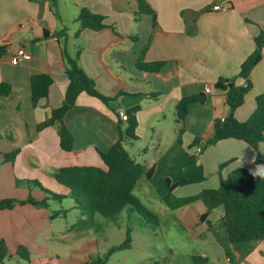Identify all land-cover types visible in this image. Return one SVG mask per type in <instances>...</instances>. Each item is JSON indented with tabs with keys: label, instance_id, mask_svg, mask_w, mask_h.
Wrapping results in <instances>:
<instances>
[{
	"label": "crops",
	"instance_id": "0c3cea01",
	"mask_svg": "<svg viewBox=\"0 0 264 264\" xmlns=\"http://www.w3.org/2000/svg\"><path fill=\"white\" fill-rule=\"evenodd\" d=\"M147 2L157 14L155 31L150 15H143L135 22L137 0H60V19L51 12L48 0H0V45L10 46L9 54L0 60V85L11 86V93L0 97V199L43 201L51 198L48 192L71 198L70 190L53 174L66 167L106 169L98 151L108 152L119 140L117 113L137 106L141 107L137 114L139 140L126 142V148L150 172L151 178L144 176L136 189L142 183L145 191H152L160 198L166 196L170 192L169 182L174 185L196 169L197 164L188 163L192 156H197L207 180L174 188L172 194L177 198L218 188L220 166L231 160L234 162L221 172L222 177L237 168L257 171L264 166V162H256L258 153L253 148L234 139L221 141L202 154L198 153V147L192 146L196 139L207 140L213 136L216 117L224 120L231 113L215 83L220 78H228L236 79L239 86L246 84L239 75L240 69L255 51V37L264 28V0ZM214 5H221L223 10L213 11ZM83 7L105 16L108 28L97 32L84 30L76 39L79 24L76 23L78 28L73 33L70 24L75 23L78 8ZM209 7L211 10L206 11ZM45 27L51 35L42 39ZM65 27L71 54L82 48L80 65L94 80L97 90L111 98L122 92L111 107L86 93L78 97L76 107L64 118L75 140L71 152L62 150L56 126L38 129L53 110L62 106L68 88L60 43L53 36ZM134 36L136 41L130 38ZM150 39L146 62L167 63L158 74L141 72L135 64ZM18 49L30 54L31 59L14 65L12 57ZM39 74L51 76L53 84L48 97L34 106L31 80ZM250 81L253 87L235 114L240 122L250 118L256 109V98L264 93V58L252 71ZM207 86L213 88V93L208 95L205 104L190 106L179 143L176 106L184 97L205 93ZM121 127L126 128L124 122ZM17 151L14 161H6L7 155ZM259 152L264 154V143L260 144ZM176 212L179 223L201 229L204 237L210 234L226 254L227 264H264V240L234 244L228 238L227 229L219 239V226L211 221L214 211L201 221L208 213L202 202ZM56 213L49 202L48 207L28 204L0 211V241L6 243L11 256L7 260L25 263L17 255L18 249L24 247L31 254L32 264H88L92 257L87 245L73 244L67 249V256L62 253L66 251L63 242L72 235L59 222L68 215ZM119 230L123 236L122 229ZM112 247L109 243L99 252L107 253ZM124 251L127 250L111 255L107 264L112 259L123 264L127 257L121 261L117 255ZM7 260L0 264H6Z\"/></svg>",
	"mask_w": 264,
	"mask_h": 264
},
{
	"label": "trees",
	"instance_id": "16d2710c",
	"mask_svg": "<svg viewBox=\"0 0 264 264\" xmlns=\"http://www.w3.org/2000/svg\"><path fill=\"white\" fill-rule=\"evenodd\" d=\"M39 2V0H31ZM51 12L60 19L59 2L60 0H48ZM138 10L134 12V20L138 23L143 15H150L153 21L154 31L158 27L157 14L149 5L147 0H137ZM78 16L74 20L79 24L75 33V38L79 39L84 30L102 31L108 28L106 17L95 14L88 8H78ZM211 10L210 7L206 11ZM42 14L40 15V19ZM115 32V28H113ZM51 35L50 31L44 28V38ZM61 47L62 59L65 65V72L69 81L68 88L60 108L52 111L51 116L38 129L56 126L60 137V146L63 151L71 152L74 149V136L72 130L65 124L66 114L76 107L78 97L86 93L97 98L106 106L111 107L117 101L122 92L116 97H107L101 94L94 80L87 75L80 65L82 48L78 47L75 54H71L69 48V36L67 27L53 33ZM136 41V36L130 37ZM151 39L141 51L136 59V67L141 72L158 74L166 65V62L148 63L145 60L149 50ZM255 51L244 61L240 69V77L246 81V85L239 86L236 79L220 78L215 83V89L223 93L225 104L231 110L228 118L221 120L214 119V134L210 139H196L192 146L200 148V154L204 153L209 147L217 145L221 141L234 139L241 141L253 148L257 153L256 162H264V154L259 152L260 144L264 143V93L256 98V109L250 118L245 122H240L235 114L246 100V95L252 89L250 77L252 71L264 58V28L255 37ZM10 46L6 43L0 45V60L9 54ZM53 84L51 76L39 74L32 77L31 92L32 102L37 106L42 99L49 95L50 87ZM11 93V86L8 84L0 85V97L8 96ZM208 100L206 93L184 97L176 106L177 121L180 125L178 130V142L181 143V136L184 132V121L189 114L190 106L193 104H205ZM141 107L137 106L125 111L128 115L125 129H122L123 121L117 113L120 124V138L106 153L98 151L104 162L106 169L93 166L66 167L57 170L53 175L55 179L70 190V197L75 202V209L86 213L89 217L88 226L95 225L96 215H100L108 220L117 222L120 214L131 210L138 213L148 225L159 226L161 219L158 215L150 211L134 194L136 186L140 180L146 176L151 178L144 166L137 163L126 148V142L138 141L136 133L138 128L137 114ZM7 155L6 161L12 162L16 155ZM231 160L220 166V184L215 189H205L200 194L191 197L177 198L172 191L176 187H184L205 182L207 177L202 164H198L197 156L189 158V164H197L196 169L185 179L172 185L169 182L170 192L162 197L163 202L173 211L202 202L207 212L223 208L224 214L221 221L227 229L228 238L231 243H243L254 240H264V178L253 175L255 170L237 168L231 171L226 177L221 176V172L230 166ZM39 185L38 183H35ZM50 199L61 202L64 196L49 193ZM47 198L37 201L29 198L25 201L17 199H0V211L12 210L17 206L32 205L35 207H48ZM65 213L57 212L56 215ZM55 214H52L54 217ZM210 224V221H207ZM213 227V225L211 226ZM132 247L131 230L128 229L126 240L112 247L103 257L91 259L88 264H107L111 255L117 251L130 250ZM18 258L25 264H32L30 252L20 247L17 252ZM11 259L9 250L4 241H0V261L4 262ZM194 263H206V259L194 258Z\"/></svg>",
	"mask_w": 264,
	"mask_h": 264
},
{
	"label": "rangeland",
	"instance_id": "374dc122",
	"mask_svg": "<svg viewBox=\"0 0 264 264\" xmlns=\"http://www.w3.org/2000/svg\"><path fill=\"white\" fill-rule=\"evenodd\" d=\"M70 27L73 33L78 24L72 23ZM144 188L145 185L140 183L135 190V196L140 197L145 206L160 217L159 226L148 225L138 213L131 210L122 212L117 222L96 215L95 225L88 226L89 217L82 216V213L75 209L72 198L62 199L61 202L49 200L51 209L57 212L65 210L68 215L66 220L59 221L65 224L68 233L72 235L71 239L63 242L66 251L62 253L67 256V249L73 244L76 247L87 245L93 259L103 257L106 253L100 254L101 248L109 243L113 246L119 245L125 240L127 229H130L132 248L117 255L121 261L127 257L123 264H204L194 263V258L206 259L205 264H227L226 254L210 234L204 237L201 229L188 228L179 223L178 213L172 211L160 196L154 195L152 191H145ZM223 214V208H219L211 215L212 223L219 226V239L221 232H226V227L221 221ZM119 229H122L123 236L119 235ZM18 262L7 260L6 264ZM110 264L117 263L112 259Z\"/></svg>",
	"mask_w": 264,
	"mask_h": 264
},
{
	"label": "built area",
	"instance_id": "2783aa9c",
	"mask_svg": "<svg viewBox=\"0 0 264 264\" xmlns=\"http://www.w3.org/2000/svg\"><path fill=\"white\" fill-rule=\"evenodd\" d=\"M212 10L213 11H220V10H223V7L221 6V5H214L213 7H212ZM31 59V55L30 54H28L27 52H25L23 49H18V50H16L15 52H14V55H13V57H12V63L14 64V65H17V64H19L22 60H30ZM246 85V84H245ZM205 93L207 94V95H210V94H212L213 93V88L212 87H210V86H207L206 88H205ZM119 116H120V118H121V120L123 121V122H127V120H128V115H127V113L125 112V111H122V110H120L119 111ZM201 151H200V148H198V153H200Z\"/></svg>",
	"mask_w": 264,
	"mask_h": 264
},
{
	"label": "clouds",
	"instance_id": "9594fccd",
	"mask_svg": "<svg viewBox=\"0 0 264 264\" xmlns=\"http://www.w3.org/2000/svg\"><path fill=\"white\" fill-rule=\"evenodd\" d=\"M254 176L259 175L260 177L264 178V166L259 167V169L252 173Z\"/></svg>",
	"mask_w": 264,
	"mask_h": 264
},
{
	"label": "water",
	"instance_id": "95a60500",
	"mask_svg": "<svg viewBox=\"0 0 264 264\" xmlns=\"http://www.w3.org/2000/svg\"><path fill=\"white\" fill-rule=\"evenodd\" d=\"M229 115H230V114H229ZM229 115L227 116V118L229 117ZM207 215H209V212H208V213H206V214L204 215V217L201 219V221H205V219H206Z\"/></svg>",
	"mask_w": 264,
	"mask_h": 264
}]
</instances>
